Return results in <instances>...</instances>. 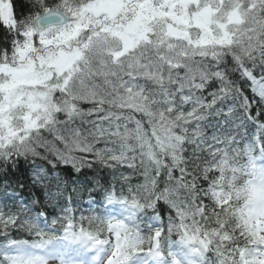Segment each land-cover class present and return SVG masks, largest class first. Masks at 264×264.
<instances>
[{
  "label": "snow or ice",
  "instance_id": "obj_1",
  "mask_svg": "<svg viewBox=\"0 0 264 264\" xmlns=\"http://www.w3.org/2000/svg\"><path fill=\"white\" fill-rule=\"evenodd\" d=\"M0 264H264V0H0Z\"/></svg>",
  "mask_w": 264,
  "mask_h": 264
},
{
  "label": "trees",
  "instance_id": "obj_2",
  "mask_svg": "<svg viewBox=\"0 0 264 264\" xmlns=\"http://www.w3.org/2000/svg\"><path fill=\"white\" fill-rule=\"evenodd\" d=\"M15 3H19V0H14ZM6 38V34L4 33L3 29L0 28V39Z\"/></svg>",
  "mask_w": 264,
  "mask_h": 264
}]
</instances>
